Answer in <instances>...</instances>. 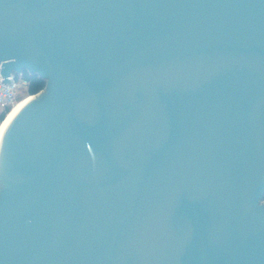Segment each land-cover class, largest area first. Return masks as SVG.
<instances>
[{
	"label": "water",
	"instance_id": "obj_1",
	"mask_svg": "<svg viewBox=\"0 0 264 264\" xmlns=\"http://www.w3.org/2000/svg\"><path fill=\"white\" fill-rule=\"evenodd\" d=\"M0 264H264V0H0Z\"/></svg>",
	"mask_w": 264,
	"mask_h": 264
},
{
	"label": "built area",
	"instance_id": "obj_2",
	"mask_svg": "<svg viewBox=\"0 0 264 264\" xmlns=\"http://www.w3.org/2000/svg\"><path fill=\"white\" fill-rule=\"evenodd\" d=\"M6 80L7 82L0 75V112L7 108L10 109L15 103L27 95L26 88L28 82L24 78L23 73L10 74Z\"/></svg>",
	"mask_w": 264,
	"mask_h": 264
},
{
	"label": "trees",
	"instance_id": "obj_3",
	"mask_svg": "<svg viewBox=\"0 0 264 264\" xmlns=\"http://www.w3.org/2000/svg\"><path fill=\"white\" fill-rule=\"evenodd\" d=\"M23 76L28 82V85H27V88H26V94L27 95H34V94L38 93L40 90L43 89L44 82L42 80H40L37 76H30L26 72L23 73ZM10 109L7 108L4 111L0 112V122L5 117V115L7 114V112Z\"/></svg>",
	"mask_w": 264,
	"mask_h": 264
},
{
	"label": "bare ground",
	"instance_id": "obj_4",
	"mask_svg": "<svg viewBox=\"0 0 264 264\" xmlns=\"http://www.w3.org/2000/svg\"><path fill=\"white\" fill-rule=\"evenodd\" d=\"M31 96H27L22 98L21 100H19L17 103H15L11 109L7 112V114L5 115V117L1 120L0 122V132L4 126V124L6 123V121L8 120V118L11 116V114L24 102H26L27 100L31 99Z\"/></svg>",
	"mask_w": 264,
	"mask_h": 264
},
{
	"label": "rangeland",
	"instance_id": "obj_5",
	"mask_svg": "<svg viewBox=\"0 0 264 264\" xmlns=\"http://www.w3.org/2000/svg\"><path fill=\"white\" fill-rule=\"evenodd\" d=\"M21 95H23V93H21ZM27 96H29V95H26L25 97H27ZM21 100V99H20Z\"/></svg>",
	"mask_w": 264,
	"mask_h": 264
}]
</instances>
